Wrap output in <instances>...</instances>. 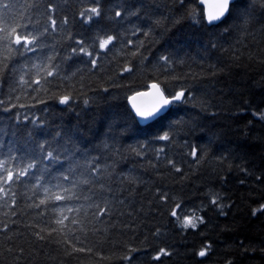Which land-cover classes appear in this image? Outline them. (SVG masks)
Listing matches in <instances>:
<instances>
[{
    "label": "trees",
    "instance_id": "1",
    "mask_svg": "<svg viewBox=\"0 0 264 264\" xmlns=\"http://www.w3.org/2000/svg\"><path fill=\"white\" fill-rule=\"evenodd\" d=\"M97 4L102 15L82 20ZM243 10L251 23L225 33ZM192 11L204 12L200 0H0L5 22L48 28L35 55L0 44V160L13 169L36 161L0 193V264H264V216L251 211L264 203V121L254 114L264 110V9L237 0L213 25ZM109 34L118 39L93 67L76 41L91 50L95 39L98 50ZM42 64L53 76L36 84ZM152 83L190 92L163 126L146 127L126 97ZM170 122L178 126L159 139ZM57 132L78 181L70 202L55 200H67L58 185L71 188L56 179L67 175L65 156L41 161L51 149L39 145ZM185 217L204 222L184 227Z\"/></svg>",
    "mask_w": 264,
    "mask_h": 264
},
{
    "label": "snow or ice",
    "instance_id": "2",
    "mask_svg": "<svg viewBox=\"0 0 264 264\" xmlns=\"http://www.w3.org/2000/svg\"><path fill=\"white\" fill-rule=\"evenodd\" d=\"M203 3V0H201ZM232 4V0H216V3L212 5L209 9H207L205 12H201L197 14L195 11L189 12L188 15L190 18L195 19L197 23H208L212 24L214 21L221 20L230 10V6ZM10 7V6H8ZM124 7L123 5H118L117 10L115 11L116 17H122L123 13L120 10V8ZM181 7H183V3H181ZM252 7V5H250ZM48 8H51V5H48ZM102 6L97 4L96 6H90L86 8L84 11L80 13V17L82 20L85 19V12L88 13L87 15V22L91 23L94 18L100 17L102 15L101 12ZM261 8L264 9V0H261ZM125 11L127 9L125 8ZM5 19H0V44H2L6 50L11 53L13 48H23L25 52L32 53L33 55L36 54L37 50L44 47L41 44V39L45 38L44 33L48 31V28L45 27L44 32H36L35 34L30 33L27 31V27L24 24L18 23L15 19H12L10 22H5ZM252 21V13L248 10H243L239 13L238 19L234 22L233 25L229 26V28L224 29L225 33L232 30L234 27H241L243 25L249 24ZM52 25L55 26V21H52ZM100 31H104L103 29H100ZM136 31H142L141 28L137 27ZM144 36H148L149 33L147 31L143 32ZM118 39V35H106L103 38L98 39V50L96 49L95 45L97 43V40H93L91 50H86L84 47V41L83 40H77L76 44L78 46L79 52L85 56H87L90 60V63L93 67L97 64V57L101 55H106V52L104 51L109 47V45H112L116 40ZM128 44H132L131 40L127 41ZM77 51L76 48L72 49V52L75 53ZM96 53L94 56L93 53ZM172 54L168 55H161L159 57L158 62H164L168 63L169 59L171 58ZM51 59V57H49ZM33 67H39L41 69L40 75L37 76L35 83L39 84L40 82V76L44 75L47 77L53 76V71L49 69L48 65H33ZM124 71L131 74L132 71H135V68H126ZM21 80L23 81V77H21ZM148 85H145L147 87ZM151 88L155 90V100L148 108H143L141 105L137 103V97L142 95H150L151 93H144V92H135L134 95L127 96L126 99L131 101V110H134V118H139L142 120L147 121L146 127H152L153 125L160 124V126H163V121L167 119V113L170 110V106L175 102H185L188 99V94L190 90H175L171 89L169 90L167 86L165 85L163 88L158 83H152ZM60 103L67 104L70 102L71 97L68 94H60L58 96ZM10 102V101H9ZM2 103V102H0ZM23 107V105H21ZM259 117L261 121H264V110H258L254 113ZM25 119H28L26 116ZM40 123H43V121H39ZM178 125L175 123H169V125L166 127L167 130H162V134L159 136V139L161 140H168L170 138V133L177 127ZM191 131V130H190ZM61 133L57 132L51 141L47 142V145L40 144L39 147L41 150L45 148V146L49 147L51 150L46 153V156H43L41 158V161L43 160H51L52 162H56L58 159V155L54 153H58L60 155H64L66 162H68V167L64 170L67 172V175H64L61 173L56 177V179L63 180L64 184L71 185V188H63L60 187V190L64 192L67 196V200L65 196L56 195L55 200L57 201H65L70 202L71 201V195L73 192V189L77 187L78 181L74 180L73 177H75V171L74 166L72 163V158H69L67 152L65 149L61 148L60 145H55L56 137L60 136ZM55 145V146H53ZM203 151V148L200 149ZM192 155H196V149H193ZM36 161L34 160L32 163H29L24 168H20L19 166H16L15 169L13 167L9 166L7 168H4L5 161L0 160V169H3L0 171V193H5V185H7L9 188L11 187V184L19 181L21 177H25L28 169H32L34 167V164ZM169 164H172V161H169ZM41 172H45V168L40 169ZM95 171V169H93ZM179 171V169H177ZM82 182V181H80ZM45 191H48L46 188ZM264 198V197H262ZM161 199H164L161 197ZM213 205L217 204V198L213 197L212 199ZM180 205H177V208H179ZM67 211L71 212L73 209L68 208ZM101 212H103V209H100ZM254 215L257 216H264V203H260L257 208H254L251 210ZM61 215H63V212H61ZM173 217H176L177 213L176 211H173L171 213ZM68 219V217H64L63 219H57L56 224L63 225L64 220ZM197 221L201 224L204 222L202 217H185L183 226L192 228H196ZM75 223V221H73ZM39 235V233H37ZM210 247V245H205V248ZM255 251V249H252ZM78 251L84 252L85 249L81 248ZM89 253H91V249H88ZM248 249H245L244 253L242 255L247 254ZM260 252L264 254V248L260 249ZM161 253H164V249H160L157 253V259L159 258V255ZM200 257H204L206 255L205 250H201L197 253ZM123 259L127 260V264H132V260L129 257H123ZM230 264H234V262H230Z\"/></svg>",
    "mask_w": 264,
    "mask_h": 264
},
{
    "label": "water",
    "instance_id": "3",
    "mask_svg": "<svg viewBox=\"0 0 264 264\" xmlns=\"http://www.w3.org/2000/svg\"><path fill=\"white\" fill-rule=\"evenodd\" d=\"M235 0H232V3L234 2ZM203 3L206 7V10L209 9L212 5H214L216 3V0H203ZM229 13V12H228ZM227 13V14H228ZM227 14L221 19V20H218V21H214L212 24H218L220 22H222L225 17L227 16ZM212 24H209V25H212ZM140 92H144V93H151L150 95H142V96H139L137 97V103L139 105H141V107L143 108H148L151 106V104L154 102L155 100V90H153L151 88V86L146 89V90H143V91H140ZM135 94V93H134ZM133 94V95H134ZM129 105H130V108H131V101H129ZM171 107V106H170ZM132 112L134 113V110H132ZM143 125H146L148 122L145 121V120H142V119H139L137 118Z\"/></svg>",
    "mask_w": 264,
    "mask_h": 264
},
{
    "label": "bare ground",
    "instance_id": "4",
    "mask_svg": "<svg viewBox=\"0 0 264 264\" xmlns=\"http://www.w3.org/2000/svg\"><path fill=\"white\" fill-rule=\"evenodd\" d=\"M236 1H237V0H235L234 2H236ZM234 2H233V3H234ZM233 3H232V4H233ZM200 4L203 6V8H204V12H205V11H206V7H205L204 3L201 2V0H200ZM232 4H231V5H232ZM230 8H231V6H230ZM229 12H230V10H229ZM228 14H229V13H228ZM228 14H227V15H228ZM225 18H226V17H225ZM212 25H213V24H212ZM142 91H143V90H142ZM139 92H140V91H139ZM139 122H140V121H139ZM140 123H141V122H140ZM141 124H142V123H141Z\"/></svg>",
    "mask_w": 264,
    "mask_h": 264
},
{
    "label": "rangeland",
    "instance_id": "5",
    "mask_svg": "<svg viewBox=\"0 0 264 264\" xmlns=\"http://www.w3.org/2000/svg\"><path fill=\"white\" fill-rule=\"evenodd\" d=\"M191 218H195V217H191Z\"/></svg>",
    "mask_w": 264,
    "mask_h": 264
}]
</instances>
